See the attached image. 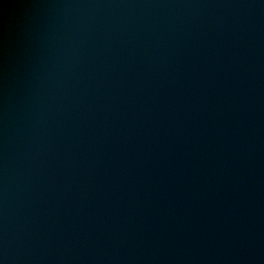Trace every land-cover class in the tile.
<instances>
[{"label":"water","instance_id":"water-1","mask_svg":"<svg viewBox=\"0 0 264 264\" xmlns=\"http://www.w3.org/2000/svg\"><path fill=\"white\" fill-rule=\"evenodd\" d=\"M0 264H264V0H0Z\"/></svg>","mask_w":264,"mask_h":264}]
</instances>
